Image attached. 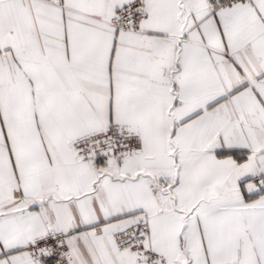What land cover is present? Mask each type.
Masks as SVG:
<instances>
[{"label":"snow or ice","instance_id":"1","mask_svg":"<svg viewBox=\"0 0 264 264\" xmlns=\"http://www.w3.org/2000/svg\"><path fill=\"white\" fill-rule=\"evenodd\" d=\"M0 264H264V0H0Z\"/></svg>","mask_w":264,"mask_h":264}]
</instances>
